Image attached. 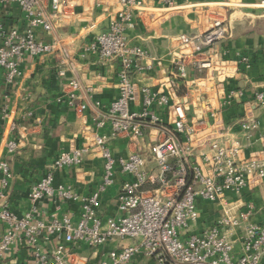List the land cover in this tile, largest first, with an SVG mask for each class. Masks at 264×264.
Masks as SVG:
<instances>
[{
    "label": "built area",
    "instance_id": "obj_1",
    "mask_svg": "<svg viewBox=\"0 0 264 264\" xmlns=\"http://www.w3.org/2000/svg\"><path fill=\"white\" fill-rule=\"evenodd\" d=\"M45 1L0 0V8L15 4L24 12L23 26L7 27L0 17V86L13 88L19 84L20 65L25 56H43L61 49L58 42H44L37 36L38 28L49 33L54 29ZM117 1L119 7L110 19L108 30L87 47L103 61L117 60L121 64L118 96L109 106V134L98 132L106 124L101 119L96 123L90 143L62 151L45 176L31 186L28 209L21 214L8 203L7 189L13 172L9 163L0 157V221L4 226L0 256H5L13 247L24 246L35 264H80L78 247L97 251L109 242L132 239L133 243L103 252L97 264H127L138 254H144L153 264H262L264 223L250 220L254 205L244 199L246 191L264 183L262 152L251 149L250 153L253 147L250 138L260 128V121L245 117L239 122L245 141L231 129L217 130L221 112L240 96L236 89L224 91L218 105L210 110L212 121L207 124L199 118L206 133L195 150L193 138L197 131L189 123L188 111L193 101L200 100L206 92L181 93L180 80L186 78L190 64L211 71V77L219 82L238 73L242 63L250 66L248 57L243 56L233 62L236 69L232 75L228 69L232 61L217 50L218 43L228 34L226 17L216 13L206 31L177 36L180 55L175 60L176 70L157 89L140 88L141 106L134 110L131 105L138 100V90L131 72L143 68L139 61L149 55V50L131 45L127 30L133 26L134 12L145 6L143 0ZM66 3L67 0H51L52 14L60 13ZM60 74L64 76L66 72L60 70ZM67 84L71 88L69 105L85 110L87 104L79 102L81 97L77 94L80 83L70 79ZM254 98L264 103V92H257ZM156 107L167 108L168 124ZM1 111V117L8 119V107L4 106ZM149 127H155L157 133L150 144V162L141 141ZM14 128L12 124L11 130ZM124 135L134 144L135 151L127 157H116L108 142ZM260 140L264 144V134ZM18 147L16 138L7 140L8 152ZM94 148L100 149L104 171L92 194L85 196L70 186L54 185L57 170L79 166ZM118 170L132 176L122 184L117 195V207L122 215L103 219L97 214L100 195L115 183ZM47 198L78 202L81 212L75 217L72 212L54 211L45 219L40 203ZM203 203L218 205L220 209L217 220L210 226H202L200 222ZM51 238L56 241L55 246L43 247V240Z\"/></svg>",
    "mask_w": 264,
    "mask_h": 264
},
{
    "label": "crops",
    "instance_id": "obj_2",
    "mask_svg": "<svg viewBox=\"0 0 264 264\" xmlns=\"http://www.w3.org/2000/svg\"><path fill=\"white\" fill-rule=\"evenodd\" d=\"M145 8L134 12L133 26L128 28L127 37L131 45L146 47L149 55L139 61L142 69L131 72L136 83L138 100L131 108L141 106L140 88L149 86L157 89L176 70L175 60L180 55L177 36L186 33L194 35L206 31L216 13L226 17L228 34L217 45V50L225 53L232 63L229 70L232 75L236 67L233 62L243 56L248 57L249 65H239L238 73L223 82L211 77V71L188 65L187 76L180 80L181 93L195 90L204 94L200 100H194L188 111L189 123L196 129L193 138L195 150L202 144L203 130L199 118L212 121L210 110L217 106L221 93L236 89L240 96L235 103L225 108L219 117L221 128L231 129L242 139L246 138L239 122L245 118H257L260 128L250 138L251 149L260 151L264 157V144L260 135L264 134V103L255 101V94L264 92V0H143ZM46 11L54 26L49 33L37 29L40 40L48 43L58 42L61 49L52 54L37 57L25 56L20 68L22 75L15 87L0 86V157L6 160L13 172V178L7 189L8 203L17 213L28 209V194L31 186L45 176L53 161L62 151H71L82 147L92 140L97 121L105 120L100 134H109V106L118 96L119 71L121 64L117 60L103 61L99 55L87 47L95 38L108 30L112 15L119 7L117 0H67L62 11L53 15L51 0L45 1ZM0 17L7 27L24 25V12L18 5L0 8ZM151 65L150 68L148 66ZM145 67V68H144ZM60 70L66 74L62 76ZM70 79L80 83L77 94L79 102H85V110L76 109L68 103L71 88ZM8 107L9 118H2V108ZM155 110L164 123L168 124L167 108ZM205 122V123H206ZM14 124V130L11 125ZM171 124V123H170ZM155 127H149L141 139L145 155L150 162V144L157 134ZM16 138L19 147L8 152L6 143ZM108 146L116 157H127L135 151L134 144L127 136L110 139ZM253 150V151H254ZM249 151L246 150V154ZM104 159L100 149L94 148L79 166L66 167L55 172L54 185L70 186L81 195L92 194L102 180ZM132 179L131 175L116 172L115 183L100 195L97 214L101 218L122 215L117 207V195L122 184ZM245 201L254 205L252 222L264 223V183L244 193ZM42 215L48 219L54 211L72 212L77 217L81 212L80 203L60 202L47 198L40 203ZM59 208V210H58ZM219 206L203 203L200 222L202 226L212 225L219 216ZM200 225V227H201ZM4 226L0 221V238ZM128 239L122 242H109L99 250L78 247L80 264H97L103 252L133 243ZM56 241L43 240L42 245L51 249ZM82 258V259H81ZM19 262L35 264L26 247H13L5 256H0V264ZM127 264H153L144 254L136 255ZM264 264V260L262 262Z\"/></svg>",
    "mask_w": 264,
    "mask_h": 264
},
{
    "label": "rangeland",
    "instance_id": "obj_3",
    "mask_svg": "<svg viewBox=\"0 0 264 264\" xmlns=\"http://www.w3.org/2000/svg\"><path fill=\"white\" fill-rule=\"evenodd\" d=\"M189 111H190L189 113L192 114V113H193V108H190ZM126 240H128V239H126ZM126 240H125V241H126Z\"/></svg>",
    "mask_w": 264,
    "mask_h": 264
}]
</instances>
